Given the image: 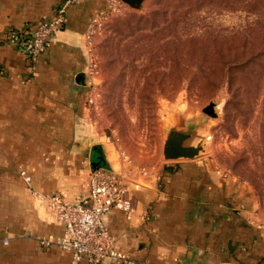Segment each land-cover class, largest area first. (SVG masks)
<instances>
[{"label": "crops", "instance_id": "obj_1", "mask_svg": "<svg viewBox=\"0 0 264 264\" xmlns=\"http://www.w3.org/2000/svg\"><path fill=\"white\" fill-rule=\"evenodd\" d=\"M60 1L0 0V264H69V250L42 241L63 226L36 192L77 198L91 169L119 167V148L95 139L86 116V32L106 0L71 3L34 63L4 40ZM156 169L128 181L130 218L104 216L131 264H264V205L249 183L205 156Z\"/></svg>", "mask_w": 264, "mask_h": 264}, {"label": "rangeland", "instance_id": "obj_2", "mask_svg": "<svg viewBox=\"0 0 264 264\" xmlns=\"http://www.w3.org/2000/svg\"><path fill=\"white\" fill-rule=\"evenodd\" d=\"M106 2L86 36L95 139L158 167L168 128L190 127L264 205V0Z\"/></svg>", "mask_w": 264, "mask_h": 264}, {"label": "built area", "instance_id": "obj_3", "mask_svg": "<svg viewBox=\"0 0 264 264\" xmlns=\"http://www.w3.org/2000/svg\"><path fill=\"white\" fill-rule=\"evenodd\" d=\"M80 0H61L51 17H41L34 25L24 24L11 28L5 35V41L13 43L34 63L37 56L44 52L54 34L63 27L67 8ZM90 26V25H89ZM89 27L86 36H89ZM3 69L0 67V73ZM119 167H98L88 173L84 195L69 197L63 190L49 194L36 192L45 197L54 216L62 224L60 235L44 238V242H54L71 252L69 264H99L102 262L131 264L132 257L120 249L110 233L104 216L112 208L124 213L127 218L133 214V203L128 193L127 183L137 178L156 177V167L138 164L125 149L119 148ZM25 180L30 176L22 171Z\"/></svg>", "mask_w": 264, "mask_h": 264}, {"label": "water", "instance_id": "obj_4", "mask_svg": "<svg viewBox=\"0 0 264 264\" xmlns=\"http://www.w3.org/2000/svg\"><path fill=\"white\" fill-rule=\"evenodd\" d=\"M127 3L130 7L139 9L142 6L144 0H121ZM212 103H210L203 110L210 115H214L215 112L212 109ZM192 135L190 127L184 128L176 124L171 125L163 141L162 153L165 159L178 160V159H191L199 156L203 151V146L200 143L192 144L187 143L186 140Z\"/></svg>", "mask_w": 264, "mask_h": 264}, {"label": "trees", "instance_id": "obj_5", "mask_svg": "<svg viewBox=\"0 0 264 264\" xmlns=\"http://www.w3.org/2000/svg\"><path fill=\"white\" fill-rule=\"evenodd\" d=\"M248 1H249L250 3H252V2H251L252 0H248Z\"/></svg>", "mask_w": 264, "mask_h": 264}]
</instances>
